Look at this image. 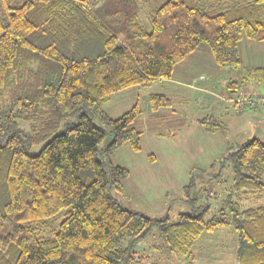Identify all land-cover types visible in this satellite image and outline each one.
Listing matches in <instances>:
<instances>
[{
  "label": "trees",
  "instance_id": "16d2710c",
  "mask_svg": "<svg viewBox=\"0 0 264 264\" xmlns=\"http://www.w3.org/2000/svg\"><path fill=\"white\" fill-rule=\"evenodd\" d=\"M154 1L144 25L143 0H0V264H132L144 257L135 242L154 226L165 249L188 260L203 232L232 226L237 264H264L260 137L222 155L232 183L209 218L190 197L194 169L183 187L189 211L174 222L117 198L130 171L110 157L122 146L141 149L142 111L136 102L111 117L103 109L110 96L172 78L202 42L218 66L235 69L240 40L264 42V0ZM252 73L264 81V68ZM172 103L148 97L153 112ZM199 123L221 126L214 116ZM250 197L256 203L246 205Z\"/></svg>",
  "mask_w": 264,
  "mask_h": 264
},
{
  "label": "rangeland",
  "instance_id": "374dc122",
  "mask_svg": "<svg viewBox=\"0 0 264 264\" xmlns=\"http://www.w3.org/2000/svg\"><path fill=\"white\" fill-rule=\"evenodd\" d=\"M143 1L141 21L148 25L147 11L155 5V1ZM206 48L205 43H200L195 52L178 63L172 79L155 80L147 86L128 87L113 93L103 104V109L111 117L121 115L136 102L142 111L141 149L134 152L128 146H122L110 157L113 164L125 166L130 171V175L123 181L122 193L117 195L126 208L153 218H160L168 213L170 221L174 222L179 212L189 211L188 204L184 202L183 187L188 181L191 169H194L197 187L190 197H199L194 203L195 206H208L206 218H209L218 209L220 199L232 183L229 164L220 162L222 155L228 148L235 149L253 136H261L264 141V132H259L260 129L253 122V114L260 111L254 112L253 108L237 111L231 101L240 90H235L233 97L228 98V103L222 96L217 99L214 95L208 96L207 93L188 87V64L192 62L200 67L205 66L204 69L208 72L218 69L219 74H216L211 85L216 90L221 86L223 91L227 90L224 88L225 82L230 80L241 81L234 71L235 68L218 66L204 52L207 51ZM203 53L206 58L209 56L211 64L205 62ZM183 81L186 86H183ZM240 87L246 90L245 93L254 92L246 89L244 84ZM153 93L168 95L173 100L172 105L156 112L151 111L148 97ZM217 100L227 108L226 112L219 113L215 110L214 101ZM206 116H215L221 125L216 127L213 134L198 123L199 119ZM96 123L102 126L97 120ZM20 125L27 127L23 122ZM110 141L111 136L106 134L100 146ZM41 145L42 143L33 146L30 152L37 153ZM152 164V167L147 166ZM164 171L169 174L164 175ZM218 171H221L220 175L214 176ZM244 203L253 205L256 201L250 197ZM236 245L237 235L232 226L203 232L195 240L191 249L192 258L188 260L169 253L162 245L158 230L154 226L146 236L135 242L137 255L144 257L141 256L132 264H237Z\"/></svg>",
  "mask_w": 264,
  "mask_h": 264
},
{
  "label": "crops",
  "instance_id": "0c3cea01",
  "mask_svg": "<svg viewBox=\"0 0 264 264\" xmlns=\"http://www.w3.org/2000/svg\"><path fill=\"white\" fill-rule=\"evenodd\" d=\"M206 50L207 51L204 52L212 57L208 47L206 48ZM238 50L241 58V66L239 68L234 69V71H236L238 76H240L239 79H241V81L237 82L236 80H230L228 82H225L224 88L226 87L227 90L224 89L223 91L222 86L220 87L219 90H216V88H214L211 85L215 81V76H217L216 74H219L218 69L214 70V72H208V70H205L206 69L205 66L200 67V65L199 66L194 65L192 64L193 63L192 62L188 64V76H189L188 87L195 91L207 93L208 96L214 95L217 99H219V97L222 96V99L227 100V102H228V98L233 97V93L235 94V90H240L243 92L246 91L244 88L240 87V85L243 84L247 86L246 89L249 88L251 92L254 91L252 92L254 94L264 92V81H259L258 78L255 77L253 73L248 75V71L252 69H255L257 67L264 68V42H258L247 38H243L238 43ZM204 58H205L204 59L205 62L209 64L210 63L209 56L208 58H206V55L204 54ZM170 79H162V80H170ZM183 83H184L183 86H186L184 81ZM229 83L232 84L230 85ZM214 104H215L214 105L215 110H218L219 113L226 112L227 108L225 109L221 101L218 100L214 101ZM217 105H219L218 108ZM253 110L255 112V109ZM253 122L255 123V126L258 127V129H260L258 130L259 132L260 131L264 132V115L262 111L260 112L257 111L253 114ZM200 126L202 125L200 124ZM205 130L208 131L207 129ZM209 133L213 134L214 132H209ZM147 166L152 167L153 164ZM163 173H165L164 175L169 174L168 171H164Z\"/></svg>",
  "mask_w": 264,
  "mask_h": 264
},
{
  "label": "built area",
  "instance_id": "2783aa9c",
  "mask_svg": "<svg viewBox=\"0 0 264 264\" xmlns=\"http://www.w3.org/2000/svg\"><path fill=\"white\" fill-rule=\"evenodd\" d=\"M231 101L237 111L253 108L264 112V92L248 94L243 91H238Z\"/></svg>",
  "mask_w": 264,
  "mask_h": 264
}]
</instances>
